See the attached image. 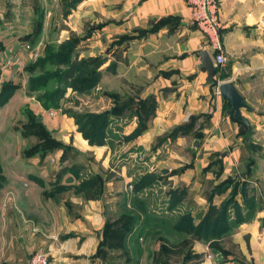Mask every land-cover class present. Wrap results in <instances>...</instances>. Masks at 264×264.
Listing matches in <instances>:
<instances>
[{
  "label": "crops",
  "instance_id": "1",
  "mask_svg": "<svg viewBox=\"0 0 264 264\" xmlns=\"http://www.w3.org/2000/svg\"><path fill=\"white\" fill-rule=\"evenodd\" d=\"M65 1L60 3L65 6ZM218 2L220 41L226 60L216 83L206 78L199 60L198 50L206 48L211 56L213 52L192 24L186 0H78L70 12L63 9L60 19L65 23L74 20L72 28L81 37V54L106 55L102 66L114 68L118 74L120 67L129 74H144L140 96L153 92L157 105L142 137L150 141L158 135L155 166L174 186L184 184L188 192L204 187V180L214 179L211 169L204 172V168L217 152L222 156V170L213 183L239 173L264 200V191L258 189L260 180L264 181V156L252 163L250 176H245L251 158L249 143L264 138V0ZM52 7L51 0H0V80L26 61L32 52L26 45L33 49L47 41L56 19ZM85 23L90 29L81 33ZM68 31L65 25L58 26V41L66 39ZM226 79L234 82L250 105L241 108L251 124L247 141L242 138L245 126L228 114L230 103L218 92L217 84ZM13 99L12 94L7 102ZM33 104L29 99L28 106L33 108ZM39 106L34 107L40 110ZM63 136L67 139V134ZM195 139L197 147L192 145ZM68 141L77 150L92 153L93 160L80 164L66 159L55 168L44 165L36 170L39 174L31 176L36 180L32 184L40 189L48 208L0 211V264H28L36 251L47 254L49 264L137 263L139 254L131 251L126 255L106 245L110 230H105L106 211L99 210L95 199L84 200L73 188L89 173L104 170L109 177L102 182L103 197H122L130 180L127 173L114 170L106 144L89 145L78 133L69 135ZM261 147L264 149V142ZM62 186L67 189L60 194L69 201L54 202ZM226 194L215 195L213 202L219 203ZM196 198L199 203L205 202L202 192ZM120 211L125 210L114 213ZM236 235L248 237L243 252L247 250L254 264H264V201L250 220L236 226ZM132 236L133 232L126 237L131 250L136 246ZM198 247L203 250L204 244Z\"/></svg>",
  "mask_w": 264,
  "mask_h": 264
},
{
  "label": "rangeland",
  "instance_id": "2",
  "mask_svg": "<svg viewBox=\"0 0 264 264\" xmlns=\"http://www.w3.org/2000/svg\"><path fill=\"white\" fill-rule=\"evenodd\" d=\"M51 1L56 19L55 23L51 24L47 41L39 46L35 45L37 47L33 52H29L26 61L17 64L9 71L7 78L0 80V90L11 92L10 96L15 95V99L7 102L9 96L0 105V211L47 210L40 189L32 184L36 180L31 179V176L39 174L36 170L44 165L55 168L66 159L80 164L90 163L94 158L93 154L81 152L68 144V136L75 133L82 136L80 128L94 132L101 117L92 116L91 112L106 111L103 143L111 150L110 164L114 166V170L119 173L125 170L130 179L127 194L122 197L119 194L113 195V198L103 197L102 182L109 177V173L100 169L99 173H89V176L82 178L73 188L84 200L95 199L99 210L106 211L108 222L121 219L122 211L118 215L114 211L132 210L128 219L137 226L132 239L139 245L138 248L136 246L137 249L133 247V253L139 254L135 264H254L248 257L247 250L244 253L242 249L245 247L243 243H246L247 247L248 237L236 235V210L244 212L248 209L242 206L240 194L236 195V199L232 197L233 189L228 188L220 194L227 193L222 200L229 202L226 210L230 231L208 241L205 239L207 233L200 231L205 226L206 214L216 215L221 210L222 200L219 203L213 202L214 206H209L212 192L223 191L220 182L237 179L240 174L232 173L214 184L213 180L220 176L217 173L219 166L215 165L211 168L214 179L202 181L201 187H204L197 192H188L184 184L177 183L174 186L166 178L165 172L155 166L153 156L158 160L155 150L158 146V135L152 136L150 141H145L142 137L154 117L157 105L153 92L145 97L140 96L141 83L145 81L144 74L137 71L129 74L121 67L118 74L116 69L102 66L106 55L81 54L80 44L74 49L73 35H78L72 28L74 20L65 23L60 19L63 9L70 12L73 6H69L67 2L65 8L60 0ZM60 25L70 29L67 42L58 48H48L47 44L50 42L52 45L60 43L57 38ZM89 26V23H85L81 33L90 29ZM61 49L65 50L68 59L76 58V55L104 59L98 67L99 78L92 88L77 91L70 86H62L60 75L66 64L57 55ZM78 61L81 64L82 60ZM217 67L213 75L214 81H217L223 66ZM122 73H125V76ZM41 98L48 101V107L44 106ZM29 99L34 102L33 108L28 106ZM38 104L41 105L40 110L34 107ZM114 106L115 112H112L111 108ZM66 109L73 115L65 112ZM66 134L67 139H64L63 135ZM263 142L264 138H254L249 143L253 163L264 156V149L261 147ZM216 153L214 157L218 156ZM248 164L252 165L251 162ZM95 165L97 166L96 162L94 167ZM122 165L124 168L121 169ZM94 169L97 171L96 167ZM66 189L67 186L59 188L53 201H69L61 196L66 193ZM258 189L260 193L264 191V181L260 180ZM173 191H177L174 200L171 199ZM201 192L204 193L205 202L199 203L196 197ZM194 194L196 196H193ZM257 195L260 196L259 193ZM235 203L242 206L241 209L239 206L236 208ZM123 219L127 220L126 212ZM199 244H204L203 250L198 247ZM153 257L157 259L154 260Z\"/></svg>",
  "mask_w": 264,
  "mask_h": 264
},
{
  "label": "trees",
  "instance_id": "3",
  "mask_svg": "<svg viewBox=\"0 0 264 264\" xmlns=\"http://www.w3.org/2000/svg\"><path fill=\"white\" fill-rule=\"evenodd\" d=\"M78 0H66V4L65 7H67V2L69 3V6H73L75 5V3ZM66 13H68L69 11L66 9L65 10ZM38 26H40V22H38ZM73 45H74V49L78 48V44L80 42L81 37H79V35H73ZM68 39V38H67ZM67 39H64L63 41H60V43L56 44H50L48 43L47 46L48 48H53L56 47L57 48L59 46L64 45L67 42ZM121 39V38H120ZM50 44V45H49ZM57 52V51H55ZM57 55H59V58H62V62H64L66 64V67L63 69L62 74L60 75V82L63 84L62 86L66 87H71L75 90H85L87 88H92L93 85L97 82L98 80V73H99V65L104 61L101 60V58H97L95 56H88V57H78L76 55V58H72L69 57V59L67 58V54L65 53V50L62 51V49L60 51H58ZM82 60L81 64L79 63L78 60ZM218 67L216 66V70L217 71ZM212 83H216V81H214V79L210 80ZM11 92H6L3 89L0 90V105L10 96ZM42 99V98H41ZM148 99V98H147ZM146 101V100H145ZM48 101H46L45 99H42V103L44 104V106L48 107ZM112 112H115V106L111 108ZM65 112H68L70 114L73 115V113L66 109ZM92 116H95L97 118H100V122L98 124V127L96 128V130L94 132H88L85 131L83 128L79 129V132H81L83 139H85L89 145H104L103 143V139H104V128L106 127L105 123V118L107 116V112L103 111V112H91ZM76 116H79L78 114H76ZM233 117V116H231ZM235 118V117H233ZM236 119V118H235ZM241 124H243L242 122H240ZM244 125V124H243ZM245 126V125H244ZM181 128H178V130H180ZM175 132H177V129L175 130ZM251 130L247 131V128L245 126V131L242 134V138L243 140L247 141L251 138ZM162 139H160L161 141ZM251 147V145H250ZM218 156L214 157L213 160H211L208 165L204 168V172H206L207 170L213 168V166L218 165L219 166V170H218V174H220L221 170H222V156H220V153H216ZM251 162V164L253 163L251 158L249 160ZM254 164V163H253ZM251 167L250 165L248 166V170L246 171L245 176L249 177L250 173H251ZM230 182V183H228ZM225 183H228L227 186L225 185ZM222 184L223 187V191L220 190V192H212L211 196L209 197V206H214L213 204V198L216 194L220 195L223 192H225L228 188L229 189H233L232 191V197L236 199V195L240 194L241 196V203L242 206L244 205V207L248 210L242 212V210H236V217L237 219L234 221V223H236V225L242 223V222H246L248 220L251 219V217L254 215L256 209L259 207L260 204H262V197L258 196L256 194V190L255 188L251 187L250 188V184L246 181V180H241V178H234L233 180L230 179L228 181H222L220 182L219 185ZM253 194V195H252ZM254 195L256 196V198H254ZM177 197V191H173L171 194V199L174 200ZM237 201V200H235ZM228 201L226 200H222L220 207L221 210L218 211V214H214L211 215V213L206 214V217L204 219L205 226L200 230V231H205L207 233V235H205V239L208 241L211 238H215L224 234H227V232L230 231L231 227L228 224L230 221L227 217V205H228ZM236 208L241 209L242 206H240L238 203H235ZM239 206V207H238ZM132 210H125L123 212H121V219H117L114 222H106L105 225V230L109 229L108 231L109 234L107 236L106 239V245L110 246H114L117 247L118 249H120V251H122L124 254L129 255L132 251L133 253V249H137L138 248V242L136 241V246L131 249H129V246L127 245L126 242V237L127 235L131 234L134 229L137 227L134 223H131L130 220L128 219V217L130 216V212ZM125 212L127 214V220L124 221V215ZM243 213V214H242ZM190 221L193 223V219L191 218ZM121 224L120 227H117V224ZM222 225V226H221ZM117 227V228H116ZM145 227V225H144ZM217 229V230H216ZM217 232H219L218 234H216ZM108 243V244H107ZM154 260H156V257H153Z\"/></svg>",
  "mask_w": 264,
  "mask_h": 264
},
{
  "label": "built area",
  "instance_id": "4",
  "mask_svg": "<svg viewBox=\"0 0 264 264\" xmlns=\"http://www.w3.org/2000/svg\"><path fill=\"white\" fill-rule=\"evenodd\" d=\"M191 11V22L204 35L208 47L213 52L215 66H223L226 56L220 41L219 2L218 0H186ZM33 52L35 48L26 45ZM28 264H49L48 255L36 251L28 260Z\"/></svg>",
  "mask_w": 264,
  "mask_h": 264
},
{
  "label": "water",
  "instance_id": "5",
  "mask_svg": "<svg viewBox=\"0 0 264 264\" xmlns=\"http://www.w3.org/2000/svg\"><path fill=\"white\" fill-rule=\"evenodd\" d=\"M199 60L202 64V67L206 70V78L208 80L213 79V75L216 70V66L214 64V61L212 59V56L208 52L206 48H202L198 50ZM218 92L222 97L228 100L230 103V108L228 109V114L230 116H233L237 119V121L242 122L246 128L247 131L251 130V124L248 121V118L245 117L242 112L241 108H250V105L245 100V97L240 93L236 85L231 79H226L217 84ZM39 118V117H38ZM198 140L195 139L193 142V147H197Z\"/></svg>",
  "mask_w": 264,
  "mask_h": 264
}]
</instances>
